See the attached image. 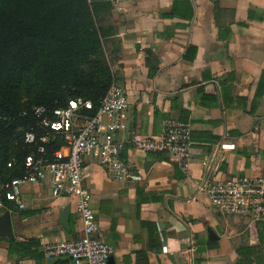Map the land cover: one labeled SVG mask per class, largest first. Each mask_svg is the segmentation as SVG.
<instances>
[{"label":"crops","instance_id":"1","mask_svg":"<svg viewBox=\"0 0 264 264\" xmlns=\"http://www.w3.org/2000/svg\"><path fill=\"white\" fill-rule=\"evenodd\" d=\"M111 3L105 42L129 99L116 137L159 136L166 120L191 127L186 169L129 142L124 157L138 179L115 181L86 162L90 206L114 264H264V224L219 215L197 191L205 177L264 173V0ZM22 202L0 207L12 228L11 238L0 236V264H56L43 245L81 235L74 200L44 181L23 185ZM7 239L36 258L9 254Z\"/></svg>","mask_w":264,"mask_h":264},{"label":"built area","instance_id":"2","mask_svg":"<svg viewBox=\"0 0 264 264\" xmlns=\"http://www.w3.org/2000/svg\"><path fill=\"white\" fill-rule=\"evenodd\" d=\"M91 108L90 101L79 99H69L65 106L52 110L34 106L32 115L43 133L38 135L31 129L25 133L24 142L32 144L38 139L36 151L25 157L22 175L0 183L5 199L19 209L24 208L25 184L48 181L54 196L74 200L81 217V235L43 245L44 257L55 259L56 264H106L113 252V247L99 236L97 218L90 206L91 193L84 178L87 161L97 163L115 181H128L139 178L124 157L128 142L140 153L167 152L183 169L191 158V127L185 121L166 120L159 136L116 137L126 128L123 114L129 108V99L114 79L93 114L86 111ZM53 135H58L63 143L48 153L45 144ZM11 165L7 163L8 167ZM197 191L207 196L219 215L264 223V173L223 179L205 177Z\"/></svg>","mask_w":264,"mask_h":264},{"label":"trees","instance_id":"3","mask_svg":"<svg viewBox=\"0 0 264 264\" xmlns=\"http://www.w3.org/2000/svg\"><path fill=\"white\" fill-rule=\"evenodd\" d=\"M93 1L0 0V153L5 156L12 153L11 158L0 157V183L22 175L25 157L36 151L38 139L32 144L24 142L25 133L31 129L38 135L43 133L32 115L34 106L52 110L65 106L69 99H79L91 102L92 108L86 111L93 114L114 79L105 61L88 59L93 46L105 42L108 31L93 14ZM69 16L75 18L73 25L82 27V36L68 34L57 42L74 52L61 65L50 63L49 67L47 61L46 66L40 64L43 53L39 48L51 39L48 33L53 26L66 25ZM40 99L46 101L37 102ZM62 143L58 135H53L45 147L51 153ZM0 201L3 206L11 202L1 189ZM7 242L9 254L36 258L26 251L27 243L11 239Z\"/></svg>","mask_w":264,"mask_h":264},{"label":"rangeland","instance_id":"4","mask_svg":"<svg viewBox=\"0 0 264 264\" xmlns=\"http://www.w3.org/2000/svg\"><path fill=\"white\" fill-rule=\"evenodd\" d=\"M111 0H95L91 3L92 6V12L96 16L97 20L104 21L108 20L110 17V9H111ZM24 13V11H23ZM21 16V15H20ZM75 21V18L70 17L66 20V25H60L58 24L57 26L52 27V31L48 33L49 36H51V39L46 41L45 43L43 42V46L39 48L41 50L42 54V60H40V64L43 63L44 66H46V61L49 64L50 63L53 66H58L67 60L68 56L70 55L71 52H74L72 49H70L69 46L64 48L63 44L57 42L59 38H65L68 37V34L74 35L77 38H80L83 33L81 30L82 27H78L73 25V22ZM104 41V40H103ZM80 50H84L82 46H80ZM111 47L109 46L108 42H103L101 45H94L93 50L91 51L92 55L89 56V61H99L100 63L105 61L108 67L111 68L110 64V56H109V50L111 51ZM76 50V51H80ZM49 56V58L47 57ZM84 68V66H82ZM113 74V73H112ZM25 100V98H24ZM45 102L46 100H38L37 102ZM27 103V102H26ZM12 152V151H11ZM12 153L9 154V156H5L3 153H0V157H3V160L6 158H11Z\"/></svg>","mask_w":264,"mask_h":264},{"label":"water","instance_id":"5","mask_svg":"<svg viewBox=\"0 0 264 264\" xmlns=\"http://www.w3.org/2000/svg\"><path fill=\"white\" fill-rule=\"evenodd\" d=\"M67 216H68V208H65L62 212V223L66 224L67 222ZM0 236L11 238L12 237V228L10 225V216L8 213H4L3 215H0ZM208 237L216 238V234L211 229L208 230ZM106 264H114V261L111 256L107 259Z\"/></svg>","mask_w":264,"mask_h":264}]
</instances>
